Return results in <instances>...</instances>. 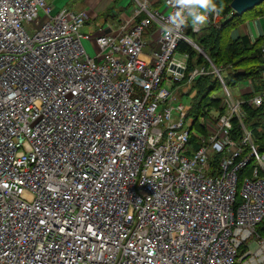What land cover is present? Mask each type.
I'll return each instance as SVG.
<instances>
[{"label": "built area", "instance_id": "2783aa9c", "mask_svg": "<svg viewBox=\"0 0 264 264\" xmlns=\"http://www.w3.org/2000/svg\"><path fill=\"white\" fill-rule=\"evenodd\" d=\"M124 1L118 26L92 33L86 10L0 0V264H264V152L243 108L264 105V70L236 99L187 34L218 15L169 33L175 0ZM183 42L208 65L188 72ZM207 74L225 112L199 132L178 97Z\"/></svg>", "mask_w": 264, "mask_h": 264}, {"label": "trees", "instance_id": "16d2710c", "mask_svg": "<svg viewBox=\"0 0 264 264\" xmlns=\"http://www.w3.org/2000/svg\"><path fill=\"white\" fill-rule=\"evenodd\" d=\"M231 1L215 0L217 5L223 9L218 15L221 19L218 25L211 21L197 32H194L189 27L187 34L216 66L224 68L226 71L224 80L228 86L251 79L256 83L258 91L261 89V72L264 70V56L262 54L264 35H259L252 39L247 34L234 37L231 33L246 18L264 16V1L244 14L234 13L230 15ZM110 12L111 10L109 8L104 13L109 15ZM178 53H187L188 72L197 66L208 65V61L203 54L199 53L188 43H181L178 46ZM220 86L214 74L202 75L192 81L190 91L195 93L192 97L191 108L188 112V115L194 118L192 129L205 132V128L199 123V118L209 117L211 110L217 111L219 114L225 112V108L221 105L222 99L213 96V92L217 91ZM243 108L246 114L244 123L252 130L255 142L259 145L260 152H264V105L261 107H251L244 104ZM240 134L239 122L236 118H233L231 136L238 139ZM254 165L255 159H252L245 168L239 171L237 190L241 187L243 178L251 174ZM240 201L241 198L237 194L236 204H239ZM257 231L261 235H264V219L258 225Z\"/></svg>", "mask_w": 264, "mask_h": 264}, {"label": "rangeland", "instance_id": "374dc122", "mask_svg": "<svg viewBox=\"0 0 264 264\" xmlns=\"http://www.w3.org/2000/svg\"><path fill=\"white\" fill-rule=\"evenodd\" d=\"M72 1L73 2L77 1V2H74V4H75L74 5L72 3ZM83 1L84 0H66L65 2H69L68 7L72 8V9L76 8V4H79L78 8L82 7L83 5H84V8H86L87 4H83ZM125 3H126V1L123 0L122 3H120L121 4L120 6H114L113 8H110L111 11H113V13H111L109 15H106L104 13L105 11L100 9L98 12L94 13L95 17L90 18L88 20L89 22L86 23L85 26H83V28L81 30L83 32H92V33H94L97 30L103 29L105 26H108V25L111 28L115 29L118 26V24H119V19L123 16V14L129 12L130 9H131V5L125 6ZM161 9H162L163 12H167L168 11L167 7H165L164 5H162ZM38 14L41 17L38 25H36L34 23H24V26H25L26 30L28 31V33L30 35H32L34 31L38 30V28H40V26H42L48 20L47 16H45L43 14L41 8L38 9ZM254 18H256V17H254ZM254 18L253 17L246 18L243 23L239 24L234 29L236 30V29H239V28L243 27L244 25H248V22L253 20ZM83 45H84V47L86 49V52L88 54H90L91 56H94L95 50H94L92 44L90 43V41L83 39ZM257 84H259V83H257ZM228 88L230 89L232 95L236 99H241L242 98L241 91H242L243 85L241 83L232 84ZM192 93L193 92L190 91L189 95H191ZM213 96L223 99L222 86H220L217 91L213 92ZM178 99H180V101L183 102V103H189V102L191 103V100H192V99H189L188 96H184L181 93H179ZM176 103L177 102H175L174 105ZM221 103H222V101H221ZM199 119H201V117ZM262 236L264 237V235H262Z\"/></svg>", "mask_w": 264, "mask_h": 264}, {"label": "clouds", "instance_id": "9594fccd", "mask_svg": "<svg viewBox=\"0 0 264 264\" xmlns=\"http://www.w3.org/2000/svg\"><path fill=\"white\" fill-rule=\"evenodd\" d=\"M174 7L176 11L170 17L172 27L165 26L169 33L185 25L192 27L205 25L210 13L219 15L223 11L215 0H175Z\"/></svg>", "mask_w": 264, "mask_h": 264}, {"label": "crops", "instance_id": "0c3cea01", "mask_svg": "<svg viewBox=\"0 0 264 264\" xmlns=\"http://www.w3.org/2000/svg\"><path fill=\"white\" fill-rule=\"evenodd\" d=\"M65 1L66 0H48V2L51 3L55 8L66 7L71 10L72 8L68 7L69 2H65ZM122 1L123 0H84L83 4H87L86 8H84L83 4H82L83 5L82 7L78 8L79 4H76V8L72 10L74 11L86 10L87 13L89 14V19H90V18L95 17L94 13L98 12L100 9L103 11H106V9L113 8L114 6H120L121 5L120 3H122ZM74 2H77V1H74ZM74 2L72 1L73 4ZM111 13H113V11H111L110 14ZM88 22L89 21H87V23ZM244 26L236 30L234 29L231 35L232 36H242V35L247 34L252 39H254L255 37L259 35H264V16L253 19L248 22V25H244Z\"/></svg>", "mask_w": 264, "mask_h": 264}, {"label": "water", "instance_id": "95a60500", "mask_svg": "<svg viewBox=\"0 0 264 264\" xmlns=\"http://www.w3.org/2000/svg\"><path fill=\"white\" fill-rule=\"evenodd\" d=\"M263 1L264 0H232L230 3V8L241 15L261 4Z\"/></svg>", "mask_w": 264, "mask_h": 264}]
</instances>
